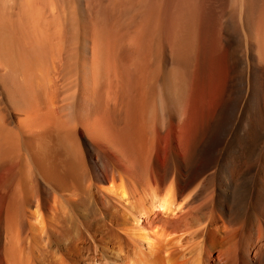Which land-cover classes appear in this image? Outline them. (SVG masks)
Listing matches in <instances>:
<instances>
[{
    "label": "bare ground",
    "instance_id": "obj_1",
    "mask_svg": "<svg viewBox=\"0 0 264 264\" xmlns=\"http://www.w3.org/2000/svg\"><path fill=\"white\" fill-rule=\"evenodd\" d=\"M0 264H264V0H0Z\"/></svg>",
    "mask_w": 264,
    "mask_h": 264
}]
</instances>
